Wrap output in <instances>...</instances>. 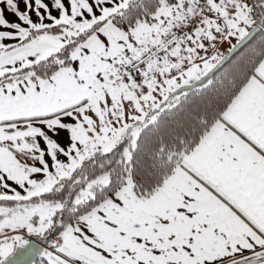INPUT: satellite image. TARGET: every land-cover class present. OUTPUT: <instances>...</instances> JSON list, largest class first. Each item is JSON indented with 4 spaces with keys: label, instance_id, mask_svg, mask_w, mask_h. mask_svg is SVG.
<instances>
[{
    "label": "snow or ice",
    "instance_id": "6c2138e0",
    "mask_svg": "<svg viewBox=\"0 0 264 264\" xmlns=\"http://www.w3.org/2000/svg\"><path fill=\"white\" fill-rule=\"evenodd\" d=\"M0 264H264V0H0Z\"/></svg>",
    "mask_w": 264,
    "mask_h": 264
}]
</instances>
